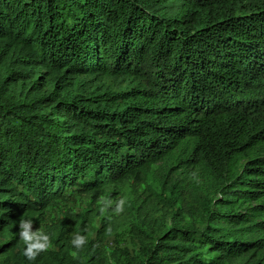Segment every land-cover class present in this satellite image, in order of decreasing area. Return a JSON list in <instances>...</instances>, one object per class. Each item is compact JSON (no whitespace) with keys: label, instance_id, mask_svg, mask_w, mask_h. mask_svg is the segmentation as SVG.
<instances>
[{"label":"trees","instance_id":"1","mask_svg":"<svg viewBox=\"0 0 264 264\" xmlns=\"http://www.w3.org/2000/svg\"><path fill=\"white\" fill-rule=\"evenodd\" d=\"M259 88L264 0H0V236L161 164L199 178L205 207L139 264H264ZM0 254L37 264L17 237Z\"/></svg>","mask_w":264,"mask_h":264},{"label":"rangeland","instance_id":"2","mask_svg":"<svg viewBox=\"0 0 264 264\" xmlns=\"http://www.w3.org/2000/svg\"><path fill=\"white\" fill-rule=\"evenodd\" d=\"M107 85L117 89L115 83ZM63 92L58 89V95ZM252 93L254 100L261 101L258 104L264 111V88ZM174 185L179 187L177 190L182 204L172 208L170 204L175 195L171 194L170 188ZM202 191L199 178L170 173V168L161 164L153 166L138 178H131L98 193L69 189L34 221L33 230L42 227L51 237V247L37 256L36 263L55 264L53 255L58 254V263L62 264L69 260L67 264H139L166 228L200 222L205 207ZM120 199L126 201L122 213L117 215L113 212L115 203L101 212L104 207L102 201L118 202ZM74 225L75 232L80 231L89 239L82 249L77 251L73 247L65 257L53 240L60 235L72 238L73 231L70 230ZM18 231L0 236V245L18 238ZM73 251L76 255L72 254ZM4 263L5 257L0 254V264Z\"/></svg>","mask_w":264,"mask_h":264},{"label":"clouds","instance_id":"3","mask_svg":"<svg viewBox=\"0 0 264 264\" xmlns=\"http://www.w3.org/2000/svg\"><path fill=\"white\" fill-rule=\"evenodd\" d=\"M125 202L124 199H120L118 202L104 200L102 201L104 207L100 210L103 212L107 207L115 203L113 212L119 215L124 211ZM18 223L19 231L17 234L22 247V255L28 262L35 261L41 252H45L51 247V237L42 227L38 230H33L34 221L31 218H23ZM88 239V236L75 232L72 234L71 245L78 251L87 244ZM72 254L76 255V251H73Z\"/></svg>","mask_w":264,"mask_h":264}]
</instances>
